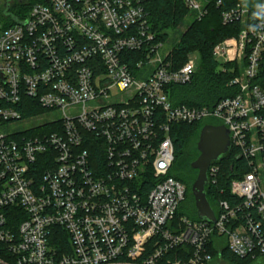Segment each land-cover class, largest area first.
<instances>
[{"label": "built area", "instance_id": "built-area-1", "mask_svg": "<svg viewBox=\"0 0 264 264\" xmlns=\"http://www.w3.org/2000/svg\"><path fill=\"white\" fill-rule=\"evenodd\" d=\"M155 1L0 2V264H211L214 237L264 261V0L222 13L243 29L213 49L234 94L212 109L174 104L200 57L177 66L181 34L151 31ZM172 1L184 29L222 5ZM212 119L247 168L231 183L237 201L212 208L215 223L177 219L186 186L171 176L173 126ZM179 248L188 260L165 259Z\"/></svg>", "mask_w": 264, "mask_h": 264}, {"label": "trees", "instance_id": "trees-1", "mask_svg": "<svg viewBox=\"0 0 264 264\" xmlns=\"http://www.w3.org/2000/svg\"><path fill=\"white\" fill-rule=\"evenodd\" d=\"M222 5L217 7L212 5L209 14L202 20L188 21L185 32L180 36V40L174 46V58L178 62V67L185 63L187 56L191 52L198 53L200 66L193 82L186 86H173L171 96L175 105H186L191 107H208L212 109L220 100L233 96L234 92L227 87L230 79L228 75L218 73V67L213 59L214 47L228 37L237 36L243 29L239 23L223 25L222 13L229 11L237 4L245 3L246 0H221ZM256 1V2H255ZM32 1L30 4H34ZM251 8L258 7L257 0H253ZM149 22L151 31L158 38L166 41L168 32H177L186 23L187 12L181 5L172 0H158L148 6ZM175 42V40H173ZM206 125H213V122L204 121L193 124H177L173 126L172 138L175 146V162L171 171V176L186 186V196L188 195L193 203V211L186 216L180 207L178 218L186 216L193 221H199L195 207V199L191 193L198 171L192 168V163L198 158L199 151L196 147L199 141L201 130ZM220 126V125H217ZM189 148L191 149L189 151ZM215 164L220 165V173L217 176L216 184L206 186L207 199L213 209L218 207L222 201L230 204L236 203V199L231 196L230 189L232 181L246 172L247 168L243 160L238 159L235 154L228 152ZM186 199V198H185ZM210 253L213 258H221L226 263L231 264H257L251 260H242L235 257L221 240L214 237L210 244ZM152 246H148L147 253H150ZM191 256L189 248H179L167 255V260H188Z\"/></svg>", "mask_w": 264, "mask_h": 264}, {"label": "water", "instance_id": "water-1", "mask_svg": "<svg viewBox=\"0 0 264 264\" xmlns=\"http://www.w3.org/2000/svg\"><path fill=\"white\" fill-rule=\"evenodd\" d=\"M198 158L192 168L198 176L192 186L198 218L202 221L216 222L214 211L207 199L208 170L212 163L219 161L230 149V135L225 126L206 125L200 133L197 144Z\"/></svg>", "mask_w": 264, "mask_h": 264}, {"label": "rangeland", "instance_id": "rangeland-1", "mask_svg": "<svg viewBox=\"0 0 264 264\" xmlns=\"http://www.w3.org/2000/svg\"><path fill=\"white\" fill-rule=\"evenodd\" d=\"M3 1H5V0H0V2H3ZM253 2V0H246L245 1V4L247 5V6H250L251 4H253L252 3ZM5 10H4V8L2 7V6H0V15H2L3 14V12H4ZM20 12H21V10H16L15 11V13L17 14V15H19L20 14ZM2 21V20H1ZM3 22V21H2ZM179 32H175V31H171V37H174L173 39H171V40H177L178 38H179V35L180 34H182L184 31H185V29L184 28H182V27H180L179 29ZM209 122H213V124L214 125H222V123L219 121V120H214V119H212V120H208V123ZM197 144H198V142H197ZM197 144H196V147H197ZM191 149L189 148V151H190ZM191 193L193 194V192H192V189H191ZM189 195V194H188ZM186 196V199H185V201L181 204V206L180 207H182V208H184V212H185V214H186V216H189V214H191L192 213V211H193V203H192V200H191V198L189 197V196ZM194 196V195H193ZM195 199V198H194ZM194 203H195V201H194ZM195 207H196V205H195ZM188 218V217H187ZM217 261H220V259H217ZM222 264H231V263H226L225 261L224 262H222ZM257 264H264V261H260V262H258Z\"/></svg>", "mask_w": 264, "mask_h": 264}, {"label": "crops", "instance_id": "crops-1", "mask_svg": "<svg viewBox=\"0 0 264 264\" xmlns=\"http://www.w3.org/2000/svg\"><path fill=\"white\" fill-rule=\"evenodd\" d=\"M217 259H220V261H217ZM224 262L221 258H215L211 264H222Z\"/></svg>", "mask_w": 264, "mask_h": 264}, {"label": "flooded vegetation", "instance_id": "flooded-vegetation-1", "mask_svg": "<svg viewBox=\"0 0 264 264\" xmlns=\"http://www.w3.org/2000/svg\"><path fill=\"white\" fill-rule=\"evenodd\" d=\"M10 3H13V5H14V2H13V0H12V1L10 0Z\"/></svg>", "mask_w": 264, "mask_h": 264}]
</instances>
